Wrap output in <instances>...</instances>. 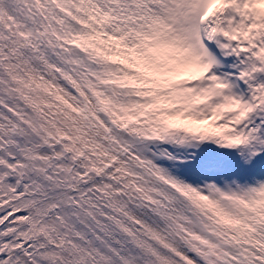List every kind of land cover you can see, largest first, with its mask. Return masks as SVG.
<instances>
[{"label":"snow or ice","instance_id":"obj_1","mask_svg":"<svg viewBox=\"0 0 264 264\" xmlns=\"http://www.w3.org/2000/svg\"><path fill=\"white\" fill-rule=\"evenodd\" d=\"M0 264H264V0H0Z\"/></svg>","mask_w":264,"mask_h":264}]
</instances>
